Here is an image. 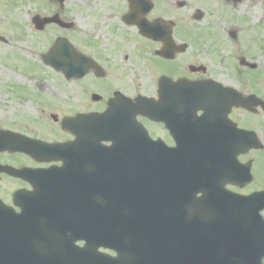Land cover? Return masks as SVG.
Instances as JSON below:
<instances>
[{"label": "flooded vegetation", "instance_id": "flooded-vegetation-1", "mask_svg": "<svg viewBox=\"0 0 264 264\" xmlns=\"http://www.w3.org/2000/svg\"><path fill=\"white\" fill-rule=\"evenodd\" d=\"M189 6V0H0V264H191L189 256L176 255L169 241L161 240L166 233L152 229L143 235L127 232L120 261L111 241L101 246L87 235V227L91 231L96 222L95 192L35 190L39 171L64 162L55 160V154L34 152L32 140L72 142L76 135L62 121L102 114L112 102L122 117L129 104L147 113L113 123L122 125L115 130L127 142L122 147L126 154L129 147H153L151 191L139 197L141 209L154 222L157 211L171 217L181 198L193 196L188 163L193 150L202 151L207 178L227 190L243 195L264 191V183H256L258 159L264 158V109L254 103L264 96L240 105L234 91L244 99L256 94L242 90L234 79L240 56L228 61L230 73L224 79L223 71L206 63L222 56V48L197 46L193 53L199 43ZM18 40L23 45L17 49ZM57 42L61 64L74 67L71 77L47 60ZM14 47L12 57L24 60L22 70L28 73L19 83L11 67ZM30 62L57 77L61 101L48 102V83L33 82ZM82 68L84 74L78 76ZM143 128L153 143L145 144ZM113 144L110 140L104 146ZM216 157L220 163L211 166L209 160ZM123 162L130 164L128 157ZM132 163L140 172L145 162ZM249 173L253 180L248 183Z\"/></svg>", "mask_w": 264, "mask_h": 264}, {"label": "water", "instance_id": "water-1", "mask_svg": "<svg viewBox=\"0 0 264 264\" xmlns=\"http://www.w3.org/2000/svg\"><path fill=\"white\" fill-rule=\"evenodd\" d=\"M50 61L57 64L55 58L52 59L51 57ZM113 105L105 114L97 115L96 117L85 116L84 125L86 123L87 125L81 131L76 129V124L79 122L78 119L65 121L64 126L78 135L77 141L60 147L44 144V150L46 152L51 150L50 152L55 153L59 151L65 155L64 161L66 162V167L54 172L57 191H89L87 179H89L91 173V178H93V182L95 183L93 192L99 193L97 196L98 213L96 225L103 233L109 228L113 240L119 241L118 244L121 245V240L126 230L130 232L134 231L128 229L127 226L139 224L142 218H139L140 216L137 212V207L141 205V202L138 195L131 191L133 185H128V182L123 181L125 174L131 177L137 176L136 173L132 172L135 168L130 166L128 171L125 172L126 167L124 168L121 163L116 162V160L121 159L120 156L117 157L116 155L120 152L117 145L112 150H107L101 146L103 140L112 139L113 137L112 133L114 130L110 125L112 118L110 113L113 111ZM129 117H134V113L131 110L129 111ZM116 138L119 144L123 141L120 136H116ZM75 152L78 154L90 152L91 154L95 153L96 156L89 157V155H86L75 158ZM93 159L96 164L91 165ZM78 161L81 164L80 166H77ZM67 166H71L73 170L71 168L70 170L72 171H67ZM74 168H78L80 172H75ZM77 178L81 180V189L76 188V183L79 182ZM192 182L198 184L195 180ZM125 186H127L128 191L125 189ZM192 191L194 192V186ZM110 200L111 213L108 207ZM191 200L193 209L197 201L195 199ZM213 200L216 201L214 207H217L216 211L218 213L216 214L218 217L212 215V218L216 225L219 226V231H213V234L216 237L217 232H221L223 236L220 235L221 237L217 239L219 246L216 241L219 248L215 245V242L207 245L206 250H208V253L213 249H216L218 252L215 253L216 259H212L209 263L261 264V259L264 257V221L260 218L259 211L263 208L261 201L264 200V194L254 195L247 201L233 196ZM204 210L205 208H202L201 205L196 206L192 210L191 215L187 216L188 219L184 220L185 223H198L196 218H204ZM175 216L182 215L176 213ZM208 216H211V214ZM182 217L185 218V216ZM182 222L177 223L181 224ZM134 233L139 234L138 232ZM184 251L185 249L178 250L177 253L185 255ZM202 251L198 250V254L200 255ZM234 254L236 262L231 258Z\"/></svg>", "mask_w": 264, "mask_h": 264}, {"label": "rangeland", "instance_id": "rangeland-1", "mask_svg": "<svg viewBox=\"0 0 264 264\" xmlns=\"http://www.w3.org/2000/svg\"><path fill=\"white\" fill-rule=\"evenodd\" d=\"M189 5V9L193 10V15L199 9L204 12V17L200 21L195 19L192 21V31L197 38L194 37V40L199 43V45H193V53H197V46L199 49L213 46L222 48V56L216 57V59L212 58L214 60L211 59L206 63L210 69L223 71L224 79L230 73L228 61L232 57L235 59L239 55H244L248 61L256 63L258 67L256 71H251L240 66L239 76L235 75L234 79L239 80L242 90L253 92L251 89H254L259 95L264 96V0H189ZM234 31H236V40L231 37V33ZM22 45L23 41L18 40L17 49ZM14 51L15 47L10 55L12 59L11 67L16 70L15 80L19 83L21 82V75H28V73H24V70H22V68L24 69V66H22L24 60L19 58L21 63L15 61L12 57ZM249 53H252V55H249ZM25 57H29V54L27 53ZM29 68L32 77L38 78L40 81L43 79L48 80L46 83L49 86V97H51V93H56L59 101L63 99L61 96L62 84L56 79L57 77L53 78L54 74L50 70L43 69L40 64L35 62H30ZM65 86H67V83H65ZM70 99L69 102L75 106L76 102L73 100L71 92ZM48 102L56 103L55 101L51 102V99H48ZM33 105L35 107L34 103ZM64 108H67V105ZM66 111H69V109ZM47 136L61 137L57 133H49ZM256 180L257 184L264 183V158L258 159Z\"/></svg>", "mask_w": 264, "mask_h": 264}, {"label": "bare ground", "instance_id": "bare-ground-1", "mask_svg": "<svg viewBox=\"0 0 264 264\" xmlns=\"http://www.w3.org/2000/svg\"><path fill=\"white\" fill-rule=\"evenodd\" d=\"M204 204H205V207H207V204H206V202H204ZM209 208V212L207 213V214H204V218H196L197 219V221H198V223H199V225H201V226H199V227H206V228H211V230H212V228L213 229H215L216 231H217V225H216V223L213 221V219L210 217V216H208V215H210V214H212L214 217H218L217 216V214L216 213H214L213 212V209H212V207H208ZM219 235H221V236H223L222 235V233H218ZM220 236V237H221ZM202 254H204L203 252H202ZM231 258L233 259V261L234 262H236L235 260V254L234 255H232L231 256Z\"/></svg>", "mask_w": 264, "mask_h": 264}]
</instances>
